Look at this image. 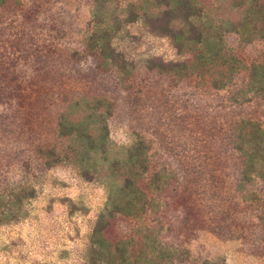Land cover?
I'll list each match as a JSON object with an SVG mask.
<instances>
[{"label": "rangeland", "instance_id": "obj_1", "mask_svg": "<svg viewBox=\"0 0 264 264\" xmlns=\"http://www.w3.org/2000/svg\"><path fill=\"white\" fill-rule=\"evenodd\" d=\"M138 2L153 5L0 0V264H86L90 256L108 192L74 165L42 158L66 148L59 119L82 98L108 100L111 144H143L148 157L141 184L149 210L110 220L108 239H143L149 229L170 264H264V183L242 181L234 149L242 121L264 125V100L248 88L251 66L264 63V41L225 36L243 64L230 88L161 73L148 62L180 57L168 38L130 21ZM102 28L124 63L90 47Z\"/></svg>", "mask_w": 264, "mask_h": 264}, {"label": "trees", "instance_id": "obj_2", "mask_svg": "<svg viewBox=\"0 0 264 264\" xmlns=\"http://www.w3.org/2000/svg\"><path fill=\"white\" fill-rule=\"evenodd\" d=\"M151 2V6L140 2L131 4L130 21H142L152 34L168 38L176 50L180 60L148 62V68L161 73L179 78L210 77L214 88H230L243 64L227 49L225 36L234 33L244 42L264 41V0ZM221 8L226 12H220ZM97 30L89 39L90 47L97 48L104 60L124 63L112 48V31ZM248 88L264 100V63L251 66ZM112 112V104L104 98L73 102L58 123V138L66 148L47 150L42 158L48 166L74 165L85 181L100 182L108 192L86 264H170V251L149 229L143 239L135 235L114 242L105 235L110 220L116 216L143 217L150 207L148 194L141 184L149 171L146 148L136 144L117 149L111 144L108 120ZM239 126V142H235L234 149L243 160L242 181L264 183V125L242 121Z\"/></svg>", "mask_w": 264, "mask_h": 264}]
</instances>
